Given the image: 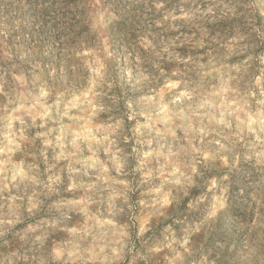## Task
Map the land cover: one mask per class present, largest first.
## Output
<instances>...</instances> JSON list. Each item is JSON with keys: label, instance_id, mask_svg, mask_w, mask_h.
I'll list each match as a JSON object with an SVG mask.
<instances>
[{"label": "clouds", "instance_id": "obj_1", "mask_svg": "<svg viewBox=\"0 0 264 264\" xmlns=\"http://www.w3.org/2000/svg\"><path fill=\"white\" fill-rule=\"evenodd\" d=\"M0 264H264V0H0Z\"/></svg>", "mask_w": 264, "mask_h": 264}, {"label": "rangeland", "instance_id": "obj_2", "mask_svg": "<svg viewBox=\"0 0 264 264\" xmlns=\"http://www.w3.org/2000/svg\"><path fill=\"white\" fill-rule=\"evenodd\" d=\"M10 5H6V8L9 7ZM27 15V14H26Z\"/></svg>", "mask_w": 264, "mask_h": 264}]
</instances>
